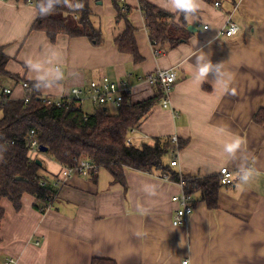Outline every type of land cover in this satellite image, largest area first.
Returning <instances> with one entry per match:
<instances>
[{
	"label": "crops",
	"instance_id": "0c3cea01",
	"mask_svg": "<svg viewBox=\"0 0 264 264\" xmlns=\"http://www.w3.org/2000/svg\"><path fill=\"white\" fill-rule=\"evenodd\" d=\"M142 1L122 2L132 9L139 62L114 42L125 25L116 20L111 0L90 4L100 19L101 46L67 35L51 42L45 33L32 30L39 13L34 5L0 2V50L9 57L10 74L1 80L13 89L14 100L25 96L24 82L45 83L41 94L57 98L105 77L124 80L134 104L158 92L143 80L146 75L173 69L179 77L169 107L158 101L130 135L132 145L176 135L187 142L177 154L176 170L210 177L228 168L233 183L220 189L218 207L209 209L198 201L187 224L173 226L178 204L172 198L182 188L159 173L126 169L125 191L113 185L105 170L95 180L74 176L63 181V167L47 156L41 175L52 184L61 182L57 197L45 212L27 194L20 209L2 200L0 264L10 259L15 264H264V124L254 120L259 113L264 116V0H200L198 11L184 23L174 14L176 24L188 32L187 41L165 53L162 49L160 55L151 44ZM145 1L163 10V0ZM227 18L241 28L235 36L222 34ZM202 54L220 64V80L214 85L215 72L202 84L195 79L196 57ZM29 61L39 66L30 69ZM87 101L81 104L83 111ZM110 106L117 113L115 105L104 110ZM234 137L243 143L232 160L223 145ZM240 166L253 170L248 183L239 179Z\"/></svg>",
	"mask_w": 264,
	"mask_h": 264
},
{
	"label": "trees",
	"instance_id": "16d2710c",
	"mask_svg": "<svg viewBox=\"0 0 264 264\" xmlns=\"http://www.w3.org/2000/svg\"><path fill=\"white\" fill-rule=\"evenodd\" d=\"M27 3L28 0H16ZM39 12L41 0H30ZM96 3L102 0H95ZM117 15L116 20L124 22V31L114 40L120 52L132 55L135 62L141 61L135 39L136 29L130 22L132 9L124 6L123 0H111ZM71 4L81 3L83 8L74 10L63 3L57 5L53 13L41 17L38 14L32 30L46 34L51 42L60 35L71 38L86 37L95 46L103 43L102 32L97 29L92 18L96 16L91 9V0H70ZM151 44L155 43L164 53L187 41V30L176 24V16L145 0L141 3ZM184 23L185 17L181 15ZM9 57L0 50V80L10 76L6 72ZM16 84L21 81L16 78ZM2 81V80H1ZM45 83L28 82L25 98L11 100L0 105V227L4 219L1 207L7 199L16 209L21 208L24 195H30L40 203L36 206L45 212L53 206L58 190L41 175L43 162L30 156L28 145L30 134L34 131L39 146L47 148L46 156L59 163L63 168L74 166V158L84 159L95 165L99 171H107L113 185L127 191L125 170L143 174L159 173L163 178L168 175L170 182L184 183L185 193L194 197L193 204L205 202L209 209L218 207V195L223 185L221 175L199 177L181 174L171 166L173 156L181 151L186 141L179 139L174 144L171 138H155L152 144L140 147L127 146L126 140L148 117L153 107L161 99V90L155 97L131 103L126 97L124 104L115 115L109 114L104 107H98L88 114L75 101L57 107L48 106L42 100L41 89ZM254 120L264 124V116L257 114ZM168 156L171 158L167 161ZM41 162V164L38 163ZM21 180H17V178ZM98 175L90 179L95 180ZM42 182L46 184L41 185ZM54 197V199H53Z\"/></svg>",
	"mask_w": 264,
	"mask_h": 264
},
{
	"label": "built area",
	"instance_id": "2783aa9c",
	"mask_svg": "<svg viewBox=\"0 0 264 264\" xmlns=\"http://www.w3.org/2000/svg\"><path fill=\"white\" fill-rule=\"evenodd\" d=\"M7 1L8 0H0V2ZM25 4L33 5L30 0H28V2ZM219 5V3H216V6ZM205 29H207V27H205ZM240 29L241 28L237 23H235L231 18H227L222 29V34L228 37H232L238 34ZM153 46L156 50V54L160 55L161 50L159 48L156 49L157 44L155 43ZM178 77V73L173 69H161L146 75L143 80L149 86L161 90V105L163 108H168L170 105L171 94L174 90V86L178 81ZM22 86L25 90H30V86L27 82H24ZM131 93L132 88L126 81H113L105 77L99 81L90 82L84 88H74L69 94L63 97L53 98L42 95V100L48 106L56 105L57 107H62L63 105H66L71 101H75L77 105L81 107V104L88 100L96 107L115 105L119 108L124 104L126 97L131 96ZM24 98L25 96L22 99ZM25 99L26 101L28 100L27 98ZM11 100H14L13 89L0 80V105H3ZM30 137L31 141L28 145V149L30 156L34 159L40 152V146L34 131L31 132ZM171 141L174 144H178L179 138L176 135L172 136ZM126 145L133 146L130 138L126 140ZM177 154L178 152L175 154V156H173V160L171 161V166L176 169L179 168ZM74 161L75 164L73 167L63 168V170L61 171L60 175L62 177L60 179H62L63 181H66L67 179L69 180L74 176H79L83 179H90L92 176L99 174V169L91 162L84 159L79 160L77 158H74ZM179 173L180 176H182V173L180 171ZM219 175H221V182L223 185L228 186L233 183V173L228 168H222ZM163 179L167 182H170V178L168 175H165ZM60 183L61 182L57 181V183H53L52 185L58 188L60 186ZM45 184V182L41 183L42 186H44ZM178 185L182 188V193L172 198L173 202L178 204V208L176 209L172 220L173 226H181L187 224L189 217L194 213L195 209L193 204L194 197L185 193L183 181L181 180V183H179ZM187 263L188 262H184V264ZM5 264H15V260L10 259L9 261L5 262Z\"/></svg>",
	"mask_w": 264,
	"mask_h": 264
},
{
	"label": "clouds",
	"instance_id": "9594fccd",
	"mask_svg": "<svg viewBox=\"0 0 264 264\" xmlns=\"http://www.w3.org/2000/svg\"><path fill=\"white\" fill-rule=\"evenodd\" d=\"M63 3L65 6L74 9L80 10L83 8L81 3L71 4L70 0H41L38 5L39 15L41 17L48 16L53 13L54 9L57 5ZM163 8V10L170 12L175 15H183L185 19H188L195 15L200 6V0H163V3L159 5ZM208 57V55H207ZM220 64H213L208 58L205 59V54L196 57L195 64V79L202 84L208 77L210 72L216 73V80L213 83L216 84L220 80V72H219ZM30 69L38 67L37 62L29 61L28 64ZM57 78H59V72L57 70ZM243 141L239 137H234L230 141H227L223 145V152L227 154L229 158L232 160L237 158L238 152H240ZM240 176L239 179L243 183H248L253 176V170L248 166H240L238 167Z\"/></svg>",
	"mask_w": 264,
	"mask_h": 264
},
{
	"label": "rangeland",
	"instance_id": "374dc122",
	"mask_svg": "<svg viewBox=\"0 0 264 264\" xmlns=\"http://www.w3.org/2000/svg\"><path fill=\"white\" fill-rule=\"evenodd\" d=\"M99 20L100 19L97 16H94L92 18V22H93V24H94L95 27H96V25H97V23H98ZM84 111L86 113H91V112L94 111V106L89 101H87L84 104ZM108 112H109V114H113V113L116 114V108H114L113 106H110V107H108ZM38 156H39V159H41L43 161V163H44L45 162L44 159H45V157H47L45 155V153L39 152L38 153ZM167 161H170V157L169 156L167 158ZM103 173L106 174L107 172L106 171H103Z\"/></svg>",
	"mask_w": 264,
	"mask_h": 264
},
{
	"label": "water",
	"instance_id": "95a60500",
	"mask_svg": "<svg viewBox=\"0 0 264 264\" xmlns=\"http://www.w3.org/2000/svg\"><path fill=\"white\" fill-rule=\"evenodd\" d=\"M189 30L192 31V26L189 27ZM39 151H40L41 153H46V152H47V148L41 146V147L39 148ZM38 163L41 164L40 161H38ZM17 180H21V178L18 177Z\"/></svg>",
	"mask_w": 264,
	"mask_h": 264
}]
</instances>
